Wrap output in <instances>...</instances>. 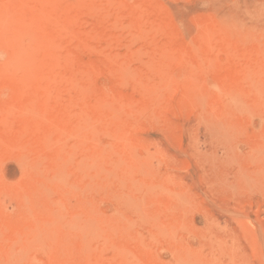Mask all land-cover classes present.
Listing matches in <instances>:
<instances>
[{"label": "rangeland", "instance_id": "374dc122", "mask_svg": "<svg viewBox=\"0 0 264 264\" xmlns=\"http://www.w3.org/2000/svg\"><path fill=\"white\" fill-rule=\"evenodd\" d=\"M0 264H264V0H0Z\"/></svg>", "mask_w": 264, "mask_h": 264}]
</instances>
